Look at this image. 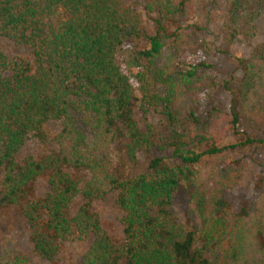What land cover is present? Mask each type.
Returning <instances> with one entry per match:
<instances>
[{"label": "trees", "instance_id": "1", "mask_svg": "<svg viewBox=\"0 0 264 264\" xmlns=\"http://www.w3.org/2000/svg\"><path fill=\"white\" fill-rule=\"evenodd\" d=\"M192 2L0 0V42L29 54L9 61L0 48V214L16 209L41 259L54 263L62 244L90 240L79 264H264V179L256 201L239 210L231 202L245 160L264 148V38L236 59L239 76L220 81L201 30L180 27ZM263 11L264 0L228 1L226 43L250 39ZM165 38L176 61L170 79L155 66ZM50 122L61 126L59 150L19 162ZM105 150L131 163L142 156L144 173L110 172ZM41 178L47 190L36 197ZM180 190L182 218L172 209ZM111 194L121 243L92 207Z\"/></svg>", "mask_w": 264, "mask_h": 264}, {"label": "rangeland", "instance_id": "2", "mask_svg": "<svg viewBox=\"0 0 264 264\" xmlns=\"http://www.w3.org/2000/svg\"><path fill=\"white\" fill-rule=\"evenodd\" d=\"M230 0H193L190 22L182 23V29L194 24L201 31L199 35L206 41L212 51L209 58L217 64V69L210 71L220 81L229 80L231 76H239L236 59H247L254 47L259 45L264 38V11L254 23V29L250 39L240 35L231 44H227L225 35L222 32L224 9ZM263 1V0H251ZM137 10L142 13L146 23L153 28L151 15H146L142 7ZM251 28V27H250ZM171 27V30H175ZM242 32H248V28H241ZM171 39L163 40V49L155 61L157 69L161 70L163 76L170 79L175 71L176 61L174 60ZM0 48L9 61L15 59H28V52L13 43L1 40ZM225 96H223V99ZM153 122H156L154 120ZM224 125L220 124L218 130L224 131ZM61 126L58 122H50L43 130L41 138H29L17 155L19 162L26 159L39 160L45 156L55 153L60 148L59 133ZM264 138V136H263ZM86 139L89 144L95 142L90 130H86ZM105 160L107 169L110 172H117L123 176H135L145 171V161L142 156L137 157L136 163L124 161L123 154L118 151L99 152ZM245 171L242 180L236 188V194L231 197L233 206L239 210L241 203L256 201L258 198L257 189L260 181L264 179V148L259 149L254 157L245 160ZM76 180H87L89 175L72 173ZM45 178L39 179L35 184L36 197L46 193ZM185 192L180 190L173 199V211L180 217L184 214ZM77 199L75 207L79 205ZM93 211L97 214L102 231L116 243L123 241V227L121 224L122 213L115 204V195L111 194L104 200L96 201L92 205ZM29 232L25 220L21 218L16 209L12 208L0 214V264H16L17 259L24 264H79L87 252L90 240L87 242H69L61 245L60 252L54 263H49L38 257L28 240Z\"/></svg>", "mask_w": 264, "mask_h": 264}]
</instances>
